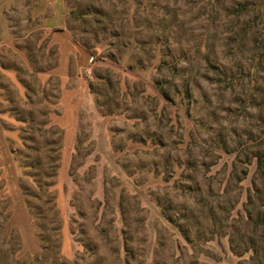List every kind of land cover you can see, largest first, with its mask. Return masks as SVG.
Instances as JSON below:
<instances>
[{"label": "rangeland", "instance_id": "rangeland-1", "mask_svg": "<svg viewBox=\"0 0 264 264\" xmlns=\"http://www.w3.org/2000/svg\"><path fill=\"white\" fill-rule=\"evenodd\" d=\"M255 6L0 0V264H263Z\"/></svg>", "mask_w": 264, "mask_h": 264}, {"label": "crops", "instance_id": "crops-1", "mask_svg": "<svg viewBox=\"0 0 264 264\" xmlns=\"http://www.w3.org/2000/svg\"><path fill=\"white\" fill-rule=\"evenodd\" d=\"M72 43L70 42V40L67 41V44H65V46H60V51H61V70L66 71V67H67V58H66V52L70 49H72ZM65 76H67V74L65 73ZM66 92L63 93V98H62V103H63V108L66 106L65 104H67V98H66ZM69 107V108H68ZM68 110L71 111V120H70V124L68 125H63L61 122H57V120L55 121L56 123H58L61 127H63L64 129L68 128V131H65V140L67 142V144H70L71 140H72V136H73V126L75 123L74 120V116L76 114V106L73 104H70L69 106H67ZM66 109V107H65ZM64 110V109H63ZM66 112V111H65ZM64 112V113H65ZM14 219L17 220L20 224H18L19 228H20V234H21V239L23 242V247L24 249L29 252L30 254H34L36 252H38L39 250V244L36 241V237H35V229L33 228V224L31 221V218L29 216V213L27 211L26 206L24 205V203L21 200H17V202L15 203V208H14ZM63 254L64 256L70 260L71 256H72V251H71V247H70V243L69 241H67L66 239L64 240V244H63Z\"/></svg>", "mask_w": 264, "mask_h": 264}, {"label": "trees", "instance_id": "trees-1", "mask_svg": "<svg viewBox=\"0 0 264 264\" xmlns=\"http://www.w3.org/2000/svg\"><path fill=\"white\" fill-rule=\"evenodd\" d=\"M264 1V0H263ZM248 7V5H246ZM256 6H255V10H256ZM255 12V15L253 16L252 19L249 20V22L247 23L246 29L243 31V38H248L250 35H254L253 32V26H256L257 31L259 32L260 27L262 28V32H264V10H259ZM248 17V16H247ZM261 37V36H260ZM263 43H264V34L261 37ZM254 43L257 45L256 47H260L259 46V42L257 38H254ZM261 53H263V59H264V45L261 48ZM257 166H258V170L261 172L262 177L264 179V156L259 157L257 160ZM259 224L260 227L262 228V233H263V243H264V216L262 218H260L259 220ZM263 264H264V258H263Z\"/></svg>", "mask_w": 264, "mask_h": 264}]
</instances>
